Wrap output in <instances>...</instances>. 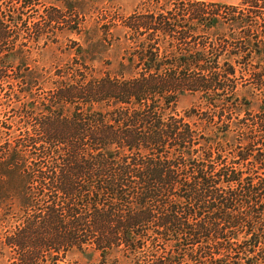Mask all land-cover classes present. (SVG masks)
Segmentation results:
<instances>
[{"label": "trees", "instance_id": "16d2710c", "mask_svg": "<svg viewBox=\"0 0 264 264\" xmlns=\"http://www.w3.org/2000/svg\"><path fill=\"white\" fill-rule=\"evenodd\" d=\"M190 1L91 36L87 0H0L4 258L264 264V0Z\"/></svg>", "mask_w": 264, "mask_h": 264}, {"label": "rangeland", "instance_id": "374dc122", "mask_svg": "<svg viewBox=\"0 0 264 264\" xmlns=\"http://www.w3.org/2000/svg\"><path fill=\"white\" fill-rule=\"evenodd\" d=\"M182 1L192 2L190 0H87L86 3L82 4V9L78 10L77 13H83L87 16L88 24L85 30L89 35L93 36L96 31L104 32V26L108 25L113 29V25H117L120 32L126 28L124 25L128 22L129 16L134 14L135 11L147 15L152 11V8L160 7V11L165 7L172 5H180ZM206 2H221L226 4L239 3L241 0H202ZM142 7V8H141ZM139 10V11H138ZM139 16V15H137ZM74 39L79 40L77 36H73ZM80 42V41H79ZM57 46H52V49L46 55L45 59H53V63H61L60 60H54L55 57L60 55L57 50ZM49 50V49H48ZM52 53V54H51ZM106 67V66H105ZM191 107V100L189 98L183 99L179 105L180 110H187ZM22 117L20 116L19 110H5L0 114V123H10L12 126L14 136L21 135L22 125L19 123ZM14 228L9 225L0 223V242L4 241V238L9 234ZM15 258V256H14ZM72 263L76 264H97L99 263V257L94 256L91 260L86 258L85 255L81 253H74L70 258ZM17 259L9 261V257L2 256L0 254V264H14L19 263Z\"/></svg>", "mask_w": 264, "mask_h": 264}]
</instances>
